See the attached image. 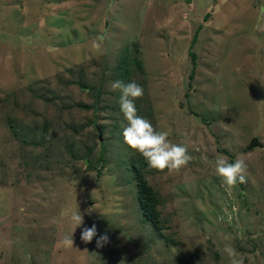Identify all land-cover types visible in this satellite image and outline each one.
<instances>
[{
    "label": "rangeland",
    "instance_id": "obj_1",
    "mask_svg": "<svg viewBox=\"0 0 264 264\" xmlns=\"http://www.w3.org/2000/svg\"><path fill=\"white\" fill-rule=\"evenodd\" d=\"M121 64L144 89L138 114L191 157L143 172L160 228L125 166ZM254 138L264 146V0H0V264H230L226 244L264 264ZM218 155L244 158L243 187L221 183Z\"/></svg>",
    "mask_w": 264,
    "mask_h": 264
},
{
    "label": "clouds",
    "instance_id": "obj_2",
    "mask_svg": "<svg viewBox=\"0 0 264 264\" xmlns=\"http://www.w3.org/2000/svg\"><path fill=\"white\" fill-rule=\"evenodd\" d=\"M100 44L93 38L92 47L99 49ZM113 90H120V111L123 114L125 125L123 126L124 143L136 154H139L146 161L150 169L157 172L177 173L186 166L191 157L187 154V148L175 144L169 140L167 131H158L153 124L146 118L138 114L135 101L142 98L144 89L135 81L124 83L117 80L111 85ZM215 172L221 179V183L228 189H232L237 184L247 183V165L242 156H238L234 163H230L228 158L218 155L215 160ZM75 229L84 222L80 210L73 212L70 217ZM97 236L95 225L84 228L81 233V240L91 243ZM109 238L102 235L97 239V247H103ZM66 248L73 247V234L66 235L60 242ZM229 258L230 264H244L240 254L230 245L226 244L223 249Z\"/></svg>",
    "mask_w": 264,
    "mask_h": 264
},
{
    "label": "trees",
    "instance_id": "obj_3",
    "mask_svg": "<svg viewBox=\"0 0 264 264\" xmlns=\"http://www.w3.org/2000/svg\"><path fill=\"white\" fill-rule=\"evenodd\" d=\"M129 65L131 66H139L138 62L136 60H130ZM122 71L120 72V78L123 82H131L132 76L130 75L128 69L121 64L119 66ZM119 70V69H117ZM125 80V81H124ZM133 162L132 164L128 165L125 164V166L130 170L135 169V173L137 176V187H138V193H137V202L140 205V208L142 210V214L146 217L144 220H150L152 224L156 228L161 227V220H160V212L158 210V195L153 190L152 187L149 186L147 180L145 179L144 171L149 170L150 168L147 166L146 161L141 157L139 154L133 156ZM232 163V162H231ZM239 184V183H238ZM241 187H243L242 184H239Z\"/></svg>",
    "mask_w": 264,
    "mask_h": 264
},
{
    "label": "water",
    "instance_id": "obj_4",
    "mask_svg": "<svg viewBox=\"0 0 264 264\" xmlns=\"http://www.w3.org/2000/svg\"><path fill=\"white\" fill-rule=\"evenodd\" d=\"M263 147L264 146L259 142L258 138H254V139H252L251 143L249 144L247 150L251 151L255 148H263Z\"/></svg>",
    "mask_w": 264,
    "mask_h": 264
}]
</instances>
